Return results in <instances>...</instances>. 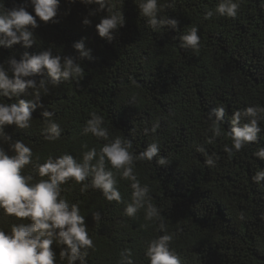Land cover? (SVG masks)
<instances>
[{"label":"trees","instance_id":"obj_1","mask_svg":"<svg viewBox=\"0 0 264 264\" xmlns=\"http://www.w3.org/2000/svg\"><path fill=\"white\" fill-rule=\"evenodd\" d=\"M25 2L0 0V5L10 10ZM112 2L111 10L121 9L125 25L111 42L96 30L108 15L107 7L89 16L99 5L59 0L53 21L45 23L37 17L39 27L32 30L29 26L36 44L29 49L20 44L0 48V63L9 58L19 61L25 51L40 54L49 48L54 56L63 58L77 56L73 44L83 38L95 58L81 61L84 74L80 80L49 86V94L40 98L44 107L32 114L30 128L9 125L5 134L12 141L23 139L38 164L49 155L68 153L82 161L92 148L99 153L109 141L82 134L92 112L104 117L109 140L124 136L132 141L137 154L158 143L159 155L167 156L170 163L159 166L157 158L137 161L134 172L142 185L149 186L151 202L162 211L167 232L174 234L170 248L181 264H264V186L252 180L257 171L264 170V160L254 156L264 146V132L258 143L248 144L231 157L223 150L225 145L231 146L227 131L233 112L264 107V0H242L235 18L214 15L207 20L205 13L214 10L219 0H175L172 7H167L170 0H160L165 7L159 15L177 20L178 25L158 32L140 15L135 0ZM27 11L35 16L30 5ZM85 18L90 25L82 23ZM191 27L199 29L198 52L180 47L179 37ZM42 78L34 77L37 82ZM31 93L0 99L18 103V99H33ZM221 104L227 109L221 125L224 135L208 144L212 136L208 113ZM45 109L55 114L53 119L61 126V138L56 141L44 138ZM157 123L155 133H144ZM260 126L264 128V122ZM201 146L205 153L197 152ZM0 147L13 154L8 143L0 142ZM213 153L216 165L210 167L205 160ZM105 166L114 173L121 203L107 201L91 186L82 192V184L72 180L62 185L61 195L69 204L79 203L94 241L87 264H118L126 248L132 250L135 264H148L145 252L150 241L164 233L157 223L145 220L143 209L134 217L125 215L131 202V182L122 179L107 160ZM25 172L40 179L32 165ZM84 183L90 185L91 178ZM96 212L100 213L98 222L93 219ZM241 212L243 220L239 219ZM13 222L17 218L5 217L0 210V226L7 230ZM53 250L59 264L60 249L53 245Z\"/></svg>","mask_w":264,"mask_h":264},{"label":"clouds","instance_id":"obj_2","mask_svg":"<svg viewBox=\"0 0 264 264\" xmlns=\"http://www.w3.org/2000/svg\"><path fill=\"white\" fill-rule=\"evenodd\" d=\"M75 2V0H73ZM242 0H219L214 10L205 13L204 19H211L214 15L235 18ZM84 4L99 5L98 9L89 12V16L96 15L107 7L108 15L96 25L101 38L111 42L118 29L124 27L125 17L121 9L112 11V0H81ZM140 15L147 18L148 25L154 32L176 29L178 21L160 16L165 5L160 0H135ZM175 0H170L167 7H172ZM31 6L35 16L27 11ZM59 0H26L24 4L12 7L10 10L0 5V48H11L20 44L29 49L36 44L32 30L39 27L37 17L42 22H50L57 16ZM82 23L90 25L91 21L85 18ZM198 27H191L186 34L179 37L180 47L198 52L201 46V37ZM77 56L53 55L49 48L40 54H30L25 51L19 61L9 58L0 63V98L21 97L32 90L33 99H18V103H6L0 99V142L8 143V152L0 147V210L5 217H15L17 222L11 224L10 229L0 226V264H57L56 252L53 245L60 249L59 264H87L88 250H94L93 239L89 235L85 217L80 214L79 203L69 202L61 195L62 185L72 180L82 184L81 191L91 186L102 192L103 197L109 201L121 203L122 196L117 188V180L113 171L105 166L106 160L112 168L121 173V178L130 181L132 189L131 202L125 207V215L134 217L141 209L145 210V220L158 224L160 232L164 233L150 241L145 257L148 264H181L179 256L170 248L174 234L167 232L165 217L158 206L153 204L149 195L150 188L142 185L134 172L137 161H153L159 166H167L170 162L161 157L160 145L156 142L149 144L139 154L133 150L132 141L124 136H116L109 140V130L105 126L104 117L96 112L90 113L83 127L82 134L96 137L105 143L99 153L92 148L83 154L82 161L65 153L58 157L49 155L43 164L33 160L32 148L23 139L12 141L5 134V126L15 125L24 130L31 127L32 114L37 108H43L40 103L42 95H48L50 85L58 87L62 82L77 81L83 77L84 69L81 61L95 58L92 50L86 48L85 41L73 44ZM37 75L44 78L39 82L34 79ZM54 113L45 109L42 112L45 118L44 138L56 141L61 138L62 129L53 119ZM227 116L226 106L223 104L213 108L208 113L212 136L207 139L211 144L215 138L224 135L221 125ZM264 107L260 105L249 106L243 110H236L230 118L231 130L227 135L231 138V146L225 145L224 151L231 157L250 143H258L260 133L264 128ZM159 124L150 129L145 128L144 133H155ZM197 152L205 153L204 147H197ZM215 153L208 156L205 164L210 167L216 165ZM254 156L264 160V146H261ZM98 157V158H97ZM38 160V157H37ZM95 160V163L93 161ZM32 165L40 179L32 174H26V166ZM91 178V184L84 183ZM258 186H264V170H259L252 177ZM241 212L239 219L243 220ZM28 223H25L24 220ZM94 221L100 220V213L93 214ZM118 264H135L132 250L124 249L120 253Z\"/></svg>","mask_w":264,"mask_h":264}]
</instances>
